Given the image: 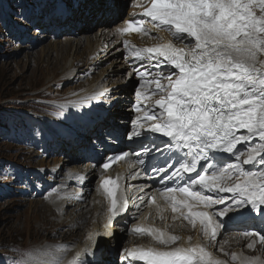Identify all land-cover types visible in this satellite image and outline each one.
I'll use <instances>...</instances> for the list:
<instances>
[{
  "label": "snow or ice",
  "instance_id": "snow-or-ice-1",
  "mask_svg": "<svg viewBox=\"0 0 264 264\" xmlns=\"http://www.w3.org/2000/svg\"><path fill=\"white\" fill-rule=\"evenodd\" d=\"M142 16L146 19L129 21L117 29L121 35L136 32L146 36L155 31L153 39L161 41L143 48L123 41L135 60L154 61L152 67L157 69H134L141 89L136 91L140 115L129 139L147 140L150 133L167 138L164 142L169 151L175 147L183 152L174 169L167 162L155 169L162 181L175 184L165 187L162 195L172 213H179L193 227L199 220L203 234L215 240L221 225L214 216L232 212L264 217V0H150ZM160 32L169 33L171 39ZM184 41L187 43L179 47ZM151 97L156 99L150 105L144 103ZM221 154H230L235 163L225 165ZM128 155L123 152L107 158L103 168ZM138 162L143 164V160ZM249 164L260 168L252 171L245 167ZM233 172L244 179L230 186L224 181ZM118 180L119 176L107 177L100 185L112 217L127 204L126 198L122 204L118 199ZM205 190L216 192L217 198L203 194ZM178 194L189 199H180ZM149 203L155 204L156 197H150ZM198 204L224 206L210 215L194 211ZM132 231L152 237L160 247L125 249L128 264H226L199 244L170 248L181 237L161 229L137 226ZM256 235L264 244V235ZM232 259L239 257L233 254ZM241 264L264 262L259 257H244Z\"/></svg>",
  "mask_w": 264,
  "mask_h": 264
},
{
  "label": "bare ground",
  "instance_id": "bare-ground-1",
  "mask_svg": "<svg viewBox=\"0 0 264 264\" xmlns=\"http://www.w3.org/2000/svg\"><path fill=\"white\" fill-rule=\"evenodd\" d=\"M123 1L122 4H126L127 6V0ZM146 1L147 0H139L130 5L128 11L132 7H138L132 9L126 16V14H124L125 11L123 12L122 9H114L119 5L118 2L120 3L121 0H110L111 3L109 2L110 4L107 5H105L102 0H75V5L70 6L72 9V16L67 17L64 21L61 19L57 20V17L53 16L47 19V25L50 26L52 24L51 22L64 24L68 21H74L78 19V17L81 18L85 16L84 18L87 20L88 16L90 17L92 14L93 16H96V14L101 15L97 20L101 27L94 36L91 37L87 35L78 39L65 38L61 42H50L44 47L45 51L47 48H50L54 49L56 52L55 58L50 62L54 68L53 75L50 78L51 80H55L58 74H62V77L67 79L73 77L80 79L85 73L89 72L88 75L91 74L96 69L97 65L105 61L108 62L105 67L101 68L99 71L96 69L97 73L95 75L91 74L90 77L88 76L77 90L72 94L70 93L68 96L69 101L64 104V107L68 109L63 118L68 122L65 120L63 123L59 122L61 125L56 128L49 124L50 122L44 123L46 128L43 126V135H49L46 132L48 129L50 133H52L50 135L54 143L58 142L60 148L70 147L71 150L68 152L67 160L62 161L61 167L57 171L53 169V172L56 174L54 185L48 184V188H56V190L53 189V192L48 194L47 200L53 199L54 197L57 201L43 200L41 201L42 206L40 205L37 209L41 217V227H37L35 233H39L38 229L47 231L49 234L54 232L60 234L61 241H59V239L56 241L49 239L45 240V244H38L32 247V249H27V251L30 250L35 252L33 255L31 253L29 257V259H33L32 261H30L31 259L29 260L30 264H34V262H37V264H108L109 262L106 263L107 257L110 253L115 254L113 251L118 248L121 239L123 237V239H125L127 234L130 233L122 255V264H128V260L125 258V249L137 247L147 248L149 246L160 247L152 237L135 234L132 229L138 225L158 228L166 234L181 237L176 244L170 245V248H175L177 246L189 247L199 244L211 252L215 258H220V254L215 252L213 248H217V251L221 252L222 250H231L235 247L239 255L238 261L235 263L232 257L227 258L226 256V264H241V259L245 257V253H242L244 248L241 246H244L245 249L252 250L249 251V255L254 256L252 258L259 257L260 260L264 258L262 254L251 253L264 250V244L263 246L253 244V248L247 247L249 240H247V238H242L241 232L235 233V237L231 235L226 237L222 243L217 241L208 242L210 238L203 234L202 225L199 220L196 221V225L193 227L192 224L185 220L183 216H180L179 213H172L170 204L165 201L163 196L159 195L155 186L145 182L144 178H142L143 174H141L142 170L138 162L139 158L136 155L137 152L141 151L139 145L133 143V139H129V137L125 139L121 137L124 125H127L125 122H128V117H133L131 125L133 129L136 127L137 117L140 115L138 112L136 114L133 113L132 109L127 106L130 101L127 96L128 90L133 86L132 72H134V69H143L144 67H149L151 71L157 70L152 67L153 62L137 61L133 56L129 63L131 67V70H129L127 63L122 59V52L128 51L124 49L125 46L123 45V41L127 40L131 44L141 48L152 46L161 41L153 39V36L157 35L155 31L146 36H142L139 33L121 35L117 32V29L124 27L125 18L132 15L133 11H141L142 4ZM39 2H42V0ZM84 9L88 11V15L85 14ZM257 14L259 15L258 10ZM111 22L114 24L112 29L108 27ZM40 24L46 25L45 22H40ZM147 26L146 24L145 27ZM161 34L166 39H171L169 33L160 32L159 35ZM186 43L187 41H184L183 43H179L178 46L183 47ZM80 49H82V51H80ZM71 52L73 54H71ZM79 62L81 66L77 67V63ZM164 71L167 72V69ZM135 78L137 80L139 79L136 75ZM138 90H141L140 87ZM56 94L62 95L59 90H56ZM153 98L155 97H151L150 100L144 103L150 105ZM135 100V102L138 103L137 96ZM108 105H112V107ZM129 110L132 111L131 114ZM124 117L125 121L121 124V119ZM46 118H50L49 120H52L54 123L59 121L58 119L54 120V116ZM117 129L120 130L116 131ZM68 138L75 139L72 140ZM78 138H82V141L78 142L76 140ZM96 139L97 141H95ZM107 139H110L108 145H106ZM141 140H143V138H141ZM123 144L129 146V149H134L135 152H133L127 160L118 162L108 171L101 170L100 164H102V162H100V158L103 156L104 159L110 154V152H108L104 155L107 148ZM85 146L87 148L89 147V152L82 151L80 155L75 154L76 151L78 154V150ZM237 147L244 150L241 145H237ZM66 150H68V148ZM97 151L100 152L97 153ZM246 155L247 154H245L244 159H246ZM227 157H229V155H227ZM77 159L78 161L79 159L88 161H85V163H81V161L80 164L74 162L69 166L67 165L69 164L68 162L76 161ZM178 159H181V157ZM245 167L252 171H256V169L260 168V165L257 164L253 167V165L249 164ZM63 168L66 170L62 174ZM106 175L112 178L119 176L118 184L120 187L117 193L118 199L121 204L125 198L127 199V204L120 208L119 214L115 217L111 216L109 212L110 202L100 189L102 177ZM94 178L96 179V184H94ZM243 179V177L234 175L231 180H225V183L232 186L235 183H240ZM234 180L235 182L232 183ZM146 187H148L149 190H147ZM91 190H94L93 201L89 199ZM152 193L155 194L156 197L155 204L149 203V194ZM204 193L218 196L216 192H207L205 190ZM219 195L231 196V194L222 193ZM142 197L144 198L143 200H141ZM179 198L189 199L185 197ZM190 202L196 204L193 201ZM223 206L224 205H210L204 207L202 204H198L197 207L194 208V211H205L212 215ZM55 208L56 210L59 209L60 212L56 214ZM161 209H163L162 213L160 211ZM211 209L215 210L211 212ZM67 211L71 216L65 219V212ZM182 211L185 212V214L187 213L186 209H182ZM161 215H163V219L160 218ZM174 215L178 217L175 220L172 219ZM215 217L222 218L225 223L238 226L247 219L248 214L245 213V215L240 216L238 213L230 212L225 216H214L213 218L215 219ZM70 224L73 225L71 228L68 227L69 229L60 231L62 226H69ZM89 224V234L87 237L81 232L78 238L75 237V232L77 230ZM254 224L253 222L251 225ZM253 228L257 229V227ZM189 237H191V240H189ZM226 241L228 244H225ZM53 242L56 244H51ZM72 244H74V248L72 251L67 252ZM237 245L240 247H236ZM117 263L119 264L118 260ZM109 264L114 263L110 262ZM135 264H144V262L136 261Z\"/></svg>",
  "mask_w": 264,
  "mask_h": 264
},
{
  "label": "rangeland",
  "instance_id": "rangeland-1",
  "mask_svg": "<svg viewBox=\"0 0 264 264\" xmlns=\"http://www.w3.org/2000/svg\"><path fill=\"white\" fill-rule=\"evenodd\" d=\"M39 1L0 0V264H30L29 260L33 259H29V257L31 253L33 255L35 252L30 250L28 252L27 249H32L38 244H45V240L49 239L61 241L60 234L54 232L49 234L47 231L38 229L39 233H35V229L41 227V217L37 211L41 201H57L54 197L47 200L48 194L52 193L53 189L56 190V188H48V184L54 185L55 183L56 174L53 169L57 171L61 167L62 161L67 160L68 152L71 150L70 147H67L68 150L60 148L58 142L54 143L50 135L52 133L48 129L46 132L49 135H43L44 127L46 128L44 123L50 122L49 124L54 128L59 127L61 125L59 122L63 123L65 120L63 118L68 108L64 107V104L69 101L70 93L77 90L88 76L95 75L108 62L105 61L97 65V71L95 69L89 75V72L85 73L80 79L74 77L67 79L62 77V74H58L55 80H51L54 68L50 62L55 58L56 52L50 48L45 51L44 47L50 42H61L65 38L78 39L87 35L94 36L101 27L97 22L101 15L93 16L92 14V16H88L87 20L84 18L85 16L78 17V19L64 24L51 22L52 24L48 26V17L53 16L57 17V20L64 21L67 17L72 16L70 6L75 5V0ZM102 1L105 5L111 3L110 0ZM133 1L135 0H127L126 6V4H122L124 1L121 0L114 9H122L123 12L125 11L124 14H127ZM84 10L88 15V11ZM40 22H45L46 25H42ZM113 25L111 22L108 27L112 29ZM71 54L73 53L71 52ZM131 57L128 51L122 52V59L127 65ZM77 65L80 67L81 63L79 62ZM128 69L130 70L129 65ZM132 84L134 88L132 86L127 95L130 99L127 106L130 109L131 103L135 101L139 86L134 76H132ZM56 90H59L62 95H57ZM108 106L112 107V105ZM51 116H54V120L58 119L59 121L54 123L49 120L50 118H46ZM121 120L122 124L125 117ZM131 121L132 116L130 121L125 124L128 126ZM103 129L105 130L104 127ZM130 132L129 125L125 137L130 135ZM76 140L81 142L82 138ZM109 141L110 139H107L106 145ZM78 151V154L77 151L75 152L76 155H80L82 151L89 152V147H81ZM85 161L88 160L79 159L78 161L77 159L68 162L67 165L74 162L85 163ZM231 163H235V161L232 159ZM65 170V168L62 169V174ZM93 181L96 184L95 178ZM93 191L91 190L89 193L90 201H93ZM54 210L56 214L60 212L59 209L55 208ZM70 216L68 211L65 212V219ZM72 226V224L62 226L60 231ZM83 227L77 230L76 234L74 233L75 237L78 238L80 232L87 237L90 224ZM230 235L235 237L234 233H226L219 242H224V239ZM123 238L118 248L113 251L115 254L110 253L109 258L107 257L106 263L116 264L118 260L119 264H122V255L129 234L125 239ZM241 247L244 248L242 253H245V257H254L249 255L251 249ZM73 248L74 244L69 247L67 252L72 251ZM231 250L236 252L235 247ZM223 253L225 255L222 258H226L227 251L225 250ZM251 253L264 255V250ZM261 261L264 262V258Z\"/></svg>",
  "mask_w": 264,
  "mask_h": 264
},
{
  "label": "clouds",
  "instance_id": "clouds-1",
  "mask_svg": "<svg viewBox=\"0 0 264 264\" xmlns=\"http://www.w3.org/2000/svg\"><path fill=\"white\" fill-rule=\"evenodd\" d=\"M129 12H130V10L128 11V13L126 14V16L129 14ZM130 125V124H129ZM125 138V137H124ZM118 146V145H117ZM116 146H114V147H108V148H111V149H109V150H114V149H116L115 148ZM108 150V149H107ZM106 150V151H107ZM112 153V152H111ZM110 153V154H111ZM227 155H229V157H227ZM221 156H222V160H223V162H224V164L226 165L227 163H231V158H230V154H221ZM107 157V156H106ZM241 159L243 160L244 159V156L243 157H241ZM102 162V161H101ZM234 175H237L235 172H233L232 173V176H231V179H232V177H234ZM230 179V180H231ZM226 180H228V179H226ZM225 182V181H224ZM235 182V180L234 181H232V183H234ZM210 196H212V195H210ZM213 197V196H212ZM221 230V229H220ZM237 232H239L238 230H236V229H234V227H232V226H229L228 225V223H226V224H224V226H223V229L221 230V233H220V235H218L219 237H218V240H217V242H219L220 240H221V238L226 234V233H229V234H232V233H237ZM128 233V232H127ZM254 240H256L253 244L254 245H262L263 246V244H261L260 243V239H258L257 237H254ZM226 244H228V242L226 243ZM250 244V242L248 241V245ZM219 245V244H218ZM226 247H230V246H226ZM214 249V251H215V248H213ZM227 252H228V255H230V256H232L233 254H236L237 255V257H239V255L237 254V252H235V251H233V250H229V249H227ZM217 253L218 254H220V258H219V260H222V259H227L228 258V256H227V258H222V256H224L225 254L224 253H222V252H219V251H217Z\"/></svg>",
  "mask_w": 264,
  "mask_h": 264
},
{
  "label": "water",
  "instance_id": "water-1",
  "mask_svg": "<svg viewBox=\"0 0 264 264\" xmlns=\"http://www.w3.org/2000/svg\"><path fill=\"white\" fill-rule=\"evenodd\" d=\"M129 119H128V122L130 121V119H131V117H128ZM123 131H122V135H123V137H125V135H126V133L128 132V126L127 125H124V127H123ZM114 150H107V151H105V153H104V155H106L108 152H113ZM103 160V156L100 158V162Z\"/></svg>",
  "mask_w": 264,
  "mask_h": 264
}]
</instances>
